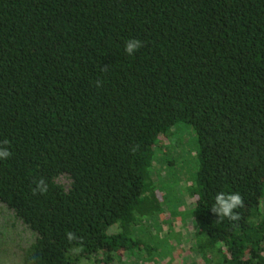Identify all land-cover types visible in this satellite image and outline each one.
<instances>
[{"label":"trees","instance_id":"1","mask_svg":"<svg viewBox=\"0 0 264 264\" xmlns=\"http://www.w3.org/2000/svg\"><path fill=\"white\" fill-rule=\"evenodd\" d=\"M179 123L199 145L196 264H264V0H0V202L36 235L30 264L137 259ZM219 192L243 196L238 222L211 213Z\"/></svg>","mask_w":264,"mask_h":264},{"label":"rangeland","instance_id":"2","mask_svg":"<svg viewBox=\"0 0 264 264\" xmlns=\"http://www.w3.org/2000/svg\"><path fill=\"white\" fill-rule=\"evenodd\" d=\"M171 132L172 146L163 141V149H157L155 155V162L156 158L161 160L155 185L157 196L162 200V212L154 217L138 218L137 233L133 236L143 242V249L135 250L137 259L128 253L123 256L128 262L134 260L132 264H196L202 256L195 243V208L189 202L200 167L198 139L187 123L175 125ZM60 181L66 185L70 182L66 177ZM119 230V226H113L109 232ZM35 238L34 232L15 212L0 202V264H30L27 252ZM144 247L151 249L150 252ZM101 258L99 254L93 255L82 259L80 264H97Z\"/></svg>","mask_w":264,"mask_h":264},{"label":"clouds","instance_id":"3","mask_svg":"<svg viewBox=\"0 0 264 264\" xmlns=\"http://www.w3.org/2000/svg\"><path fill=\"white\" fill-rule=\"evenodd\" d=\"M143 46L142 41L138 39H129L125 42V52L128 55H133L135 51ZM100 81H97V86H100ZM8 141L4 140L0 142V160L7 159L11 156V152L7 147L2 145H7ZM35 187L32 189L33 194L40 193L44 194L48 191V183L45 179L41 178L37 181H34ZM244 207V198L238 193H229L225 194L224 192H219L215 196V203L210 208L211 213L214 214L218 220L222 221L223 219H228L231 222H238L241 219L240 213L236 211L239 208ZM66 238L69 243L73 241H78L81 238L77 237L73 232L69 231L66 233ZM79 247H73L70 249L73 253L80 252Z\"/></svg>","mask_w":264,"mask_h":264}]
</instances>
